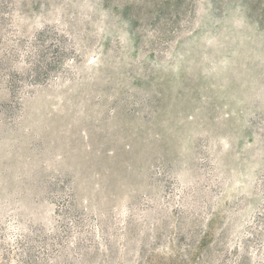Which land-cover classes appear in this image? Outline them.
<instances>
[{
    "label": "rangeland",
    "instance_id": "rangeland-1",
    "mask_svg": "<svg viewBox=\"0 0 264 264\" xmlns=\"http://www.w3.org/2000/svg\"><path fill=\"white\" fill-rule=\"evenodd\" d=\"M0 264H264V0H0Z\"/></svg>",
    "mask_w": 264,
    "mask_h": 264
}]
</instances>
